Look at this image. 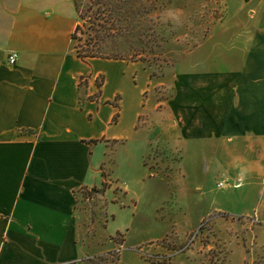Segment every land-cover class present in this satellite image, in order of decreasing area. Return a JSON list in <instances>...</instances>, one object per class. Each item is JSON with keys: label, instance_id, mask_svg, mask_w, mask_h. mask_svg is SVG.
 Returning a JSON list of instances; mask_svg holds the SVG:
<instances>
[{"label": "crops", "instance_id": "1", "mask_svg": "<svg viewBox=\"0 0 264 264\" xmlns=\"http://www.w3.org/2000/svg\"><path fill=\"white\" fill-rule=\"evenodd\" d=\"M224 6L180 61L169 110L180 142L201 143L211 210L259 214L264 228V0ZM77 25L74 0H0V264H87L115 250L98 233L106 216L81 192L109 181L106 159L139 167L149 145L140 141L154 109L148 70L80 58ZM261 258L231 253L225 264Z\"/></svg>", "mask_w": 264, "mask_h": 264}, {"label": "rangeland", "instance_id": "2", "mask_svg": "<svg viewBox=\"0 0 264 264\" xmlns=\"http://www.w3.org/2000/svg\"><path fill=\"white\" fill-rule=\"evenodd\" d=\"M74 1L85 30L97 17L108 27L93 31L101 37L90 44L79 33L75 47L88 45L102 59L138 62L153 80L144 94L145 101H154V109L142 115L140 141L149 145L140 166L131 168L125 157L123 163L106 159L109 181L81 192L83 202L99 207L100 219L106 216L108 223L98 233L106 237L107 247H115L87 264H225L231 253L258 254L262 258L257 263H262L260 215L211 210L200 184L207 172L206 165L197 163L201 143L180 142L175 110H169L179 63L223 20L224 0Z\"/></svg>", "mask_w": 264, "mask_h": 264}, {"label": "trees", "instance_id": "3", "mask_svg": "<svg viewBox=\"0 0 264 264\" xmlns=\"http://www.w3.org/2000/svg\"><path fill=\"white\" fill-rule=\"evenodd\" d=\"M91 26H86L88 27L87 30H85V25H81L80 23H78L77 27H76V31L73 35V39L74 41H77L79 40V33H82L84 35H87L88 36V39L89 40V44L90 43H93L95 42L96 38L95 37H98L100 39V35L97 34V35H92V32L93 31H96L98 32L99 29L101 28H104V29H107L108 27L105 25V24H102L101 23V18L100 17H97L94 21L90 22ZM99 28V29H97ZM80 41H82V39H80ZM76 53L77 55L82 58V59H88V58H100L101 55H103L102 53L100 52H97L95 51L94 49H92L90 46H85V45H79L77 44L76 45ZM96 189V188H94Z\"/></svg>", "mask_w": 264, "mask_h": 264}, {"label": "built area", "instance_id": "4", "mask_svg": "<svg viewBox=\"0 0 264 264\" xmlns=\"http://www.w3.org/2000/svg\"><path fill=\"white\" fill-rule=\"evenodd\" d=\"M17 59H18V54L15 53V52H13V53H11V54L9 55V57H8V62H9V64H11V65H15L16 62H17ZM219 186H224V183H219Z\"/></svg>", "mask_w": 264, "mask_h": 264}]
</instances>
